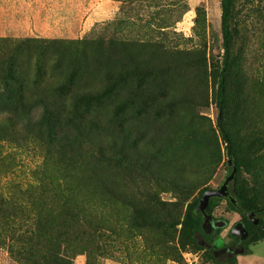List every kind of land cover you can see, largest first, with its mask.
Wrapping results in <instances>:
<instances>
[{
    "label": "rangeland",
    "instance_id": "1",
    "mask_svg": "<svg viewBox=\"0 0 264 264\" xmlns=\"http://www.w3.org/2000/svg\"><path fill=\"white\" fill-rule=\"evenodd\" d=\"M230 21L235 187L264 207V0H235ZM223 57L220 0H0V71L28 73L20 85L26 93L43 87L92 115L96 143L110 137L103 146L109 160L101 163L98 145L87 141L48 152V173L87 190L100 186L87 176L96 170L110 190L97 188L91 249L64 252L71 264H205L204 251L183 246L181 230L202 191L219 189L233 170L217 127ZM45 77L59 80L58 89L51 92ZM27 103L20 99L19 107ZM39 136L37 129L19 148L5 144L17 165L1 172L0 189L30 181L47 150L31 143ZM225 197L206 218L209 229L223 227L219 245L233 242V227L244 225ZM249 248L262 256L255 264L264 263V242ZM0 264L25 262L0 241Z\"/></svg>",
    "mask_w": 264,
    "mask_h": 264
},
{
    "label": "trees",
    "instance_id": "2",
    "mask_svg": "<svg viewBox=\"0 0 264 264\" xmlns=\"http://www.w3.org/2000/svg\"><path fill=\"white\" fill-rule=\"evenodd\" d=\"M234 1L220 0L224 57L218 75L216 104L218 131L226 146L227 156L232 158L234 166L237 167L238 156L229 119L228 101L233 47L230 19ZM0 67H3L1 62ZM27 74L12 68L0 71V174L6 171L5 168H10L11 164L17 165L16 152L4 150L7 142L14 143L19 148L23 146V142L31 139L29 134L38 129L43 136L31 140V143L38 144L43 150L47 144V150H44L41 164L32 171L30 181L25 184L13 180L6 191L0 189V228L4 231L0 233V241L7 245L13 256L25 264H71V260L63 256L64 252L79 248L87 251L91 249V201L97 188H103L104 193H109L110 190L104 176L96 170L89 171L87 176L92 181H99L100 186L87 190L79 184L68 185L66 180L71 178L68 175L61 172L48 173V152L57 151L66 145H74L79 141H87L98 145L99 149L94 158L101 163L109 160L108 151L103 146L109 144L110 137L96 143V123L92 115L55 99L53 94H48L43 87H29L26 93L20 85ZM70 78L69 74L64 80ZM27 79L29 83L33 82L32 79ZM45 79L48 80L51 92L60 86L59 80L56 81L52 77ZM20 99L28 102L27 107H19ZM236 179L235 173L225 198L229 209L241 215L248 232L246 238L233 236L234 241L229 244H216L223 227L215 225L209 229L205 214L213 216L218 197L211 198L205 213L198 209L200 201H196L189 207L182 222L183 246L189 244L196 250L204 251L206 262L237 264L239 254L251 252L249 246L264 239V207L254 204L247 196L237 191ZM206 190H203L202 194ZM79 199L85 202L79 204ZM255 220H258V223H255ZM84 224L87 229L85 236H81L79 227ZM173 257L180 261L182 254L176 251Z\"/></svg>",
    "mask_w": 264,
    "mask_h": 264
},
{
    "label": "water",
    "instance_id": "3",
    "mask_svg": "<svg viewBox=\"0 0 264 264\" xmlns=\"http://www.w3.org/2000/svg\"><path fill=\"white\" fill-rule=\"evenodd\" d=\"M229 164L233 167V171L231 174L225 179L224 183L219 189H208L204 192L203 197L200 200V204L198 209L205 213L207 207L209 206L210 200L212 197H223L227 196L229 193V184L234 179L236 173V167L234 166V161L232 158L229 159ZM206 218L209 216L207 214ZM255 223H258V220H255ZM232 234L234 236H241V238H246L248 236V232L245 226L241 223L235 225L232 229Z\"/></svg>",
    "mask_w": 264,
    "mask_h": 264
},
{
    "label": "crops",
    "instance_id": "4",
    "mask_svg": "<svg viewBox=\"0 0 264 264\" xmlns=\"http://www.w3.org/2000/svg\"><path fill=\"white\" fill-rule=\"evenodd\" d=\"M233 213H234V215L236 216V212H233ZM261 242H264V239H262V240H260L259 242L253 244V248H257ZM262 244H263V243H262ZM218 245H219V244H218ZM257 254H258V253L255 251V249H252V251H251L250 254L241 253V254H239V255L237 256V264H247V263H243V260H244V259H247V258H252L253 261H254V263L251 262L250 264H255L256 261H257V258H259V257L261 258V257H262V256L257 255ZM257 262H258V261H257ZM205 264H213V263H211V262H206V261H205ZM262 264H264V263H262Z\"/></svg>",
    "mask_w": 264,
    "mask_h": 264
}]
</instances>
